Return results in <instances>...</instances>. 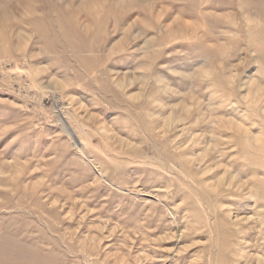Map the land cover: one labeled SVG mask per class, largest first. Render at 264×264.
I'll return each instance as SVG.
<instances>
[{"label":"rangeland","instance_id":"rangeland-1","mask_svg":"<svg viewBox=\"0 0 264 264\" xmlns=\"http://www.w3.org/2000/svg\"><path fill=\"white\" fill-rule=\"evenodd\" d=\"M0 264H264V0H0Z\"/></svg>","mask_w":264,"mask_h":264}]
</instances>
